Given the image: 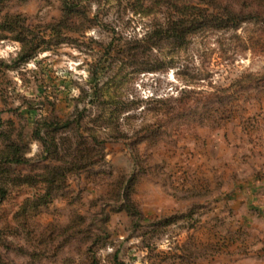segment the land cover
<instances>
[{
	"label": "rangeland",
	"instance_id": "1",
	"mask_svg": "<svg viewBox=\"0 0 264 264\" xmlns=\"http://www.w3.org/2000/svg\"><path fill=\"white\" fill-rule=\"evenodd\" d=\"M0 119V264H220L264 175V0H0Z\"/></svg>",
	"mask_w": 264,
	"mask_h": 264
},
{
	"label": "crops",
	"instance_id": "2",
	"mask_svg": "<svg viewBox=\"0 0 264 264\" xmlns=\"http://www.w3.org/2000/svg\"><path fill=\"white\" fill-rule=\"evenodd\" d=\"M238 192L247 202L238 206L235 229L245 234L225 240L220 264H264V175Z\"/></svg>",
	"mask_w": 264,
	"mask_h": 264
},
{
	"label": "trees",
	"instance_id": "3",
	"mask_svg": "<svg viewBox=\"0 0 264 264\" xmlns=\"http://www.w3.org/2000/svg\"><path fill=\"white\" fill-rule=\"evenodd\" d=\"M230 22H233V21H236V20H239L238 17L235 15H231V14H228V17ZM183 20H179V21H176L175 23L172 24V28L171 30L173 31V33L169 36V37H173L175 34H174V31H177V30H180L181 28H183ZM174 38V37H173ZM178 38L179 36L177 37V41H178ZM219 104V103H218ZM222 106H223V103H221ZM223 110V109H222ZM217 113V110L216 112ZM69 124L68 123H56L54 125V129L53 130H57V129H65V128H68ZM2 127V122H1V119H0V129ZM0 134H3V133H0ZM36 139L41 142L42 145H45V143H43V139L42 137L40 136L39 133H36ZM4 161H7V162H10V163H23L22 160L20 159H17V158H14L13 157H6L4 159ZM59 171V167H53L49 170V172L47 173V176H45L44 178V181L47 182V183H52L54 182L55 180L53 179L56 175V173ZM6 195V192L3 188H0V200H3V198L5 197Z\"/></svg>",
	"mask_w": 264,
	"mask_h": 264
}]
</instances>
